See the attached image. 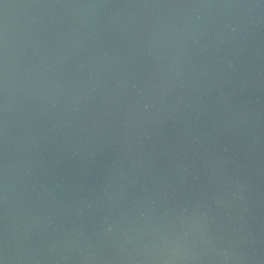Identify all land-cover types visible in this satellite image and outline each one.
Segmentation results:
<instances>
[{"label": "water", "instance_id": "1", "mask_svg": "<svg viewBox=\"0 0 264 264\" xmlns=\"http://www.w3.org/2000/svg\"><path fill=\"white\" fill-rule=\"evenodd\" d=\"M0 264H264V0H0Z\"/></svg>", "mask_w": 264, "mask_h": 264}]
</instances>
